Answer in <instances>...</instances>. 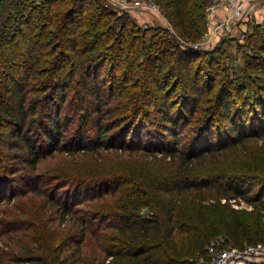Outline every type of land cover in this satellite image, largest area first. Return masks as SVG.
Segmentation results:
<instances>
[{
  "label": "trees",
  "instance_id": "trees-1",
  "mask_svg": "<svg viewBox=\"0 0 264 264\" xmlns=\"http://www.w3.org/2000/svg\"><path fill=\"white\" fill-rule=\"evenodd\" d=\"M155 1L180 37L207 32V0ZM238 44L230 65L103 0H0V264H87L90 243L100 264H199L264 240V22Z\"/></svg>",
  "mask_w": 264,
  "mask_h": 264
},
{
  "label": "built area",
  "instance_id": "built-area-1",
  "mask_svg": "<svg viewBox=\"0 0 264 264\" xmlns=\"http://www.w3.org/2000/svg\"><path fill=\"white\" fill-rule=\"evenodd\" d=\"M264 0H207L206 14L208 31L197 42L180 37L165 16L164 27L171 36H176L183 49H206L213 37L222 35L235 40L240 37L246 41L255 22L252 12L255 2ZM106 7L118 13L160 12V6L154 0H103ZM132 14V15H133ZM146 26V25H145ZM239 40V38H237ZM211 257L201 258L199 264H264V240L243 247L229 245L218 248L216 242L210 246ZM110 262V259L107 260Z\"/></svg>",
  "mask_w": 264,
  "mask_h": 264
},
{
  "label": "rangeland",
  "instance_id": "rangeland-1",
  "mask_svg": "<svg viewBox=\"0 0 264 264\" xmlns=\"http://www.w3.org/2000/svg\"><path fill=\"white\" fill-rule=\"evenodd\" d=\"M155 2L160 6V12L161 13L156 12V11L143 12V13L142 12H137L135 14L132 13L133 15L131 14V16L137 22H140V23H142V24H144V25H146V26H148L150 28H152V27L156 28L158 26L164 27L163 25L167 21L166 18H165V12L163 11V8L159 4V2H157V1H155ZM255 3H256L255 6L252 5L253 6L252 12H253V15H254L255 22H252V23H257V22H261L262 23V22H264V1L255 2ZM154 33H156V31L155 32L151 31L150 35H152ZM169 36L172 37L170 35V32H169ZM174 37H176V36H174ZM213 38L214 39L211 40L208 45H206L207 46L206 49L214 48L215 46H218V45L224 46V49L228 53L227 54V56H228V64L231 65L234 62H237V63H240V64L243 63L244 53H243V50L239 47L240 45L238 44V42L241 43L242 45H244L245 44V40L242 41L240 39V37H236L235 40L226 38L225 43L218 44V42L221 39H223L224 37L222 35L221 36L218 35L217 37L215 36ZM237 38H239V40ZM257 150H258V148H257ZM256 155H257L258 160L264 164V148H262L261 150H258ZM107 159H109V158H107ZM84 160L85 161H79L78 162V166L79 167L85 169V168H88V167L94 165V161H93L92 158H88V159H84ZM60 164L61 165L63 164V160H61V162H60V161H58V159H54V160H48L45 165H46V167L48 169H53V167H56L57 165H60ZM17 185L19 186V184H17ZM244 208H246L247 210H250V207L244 206ZM1 212L2 211H0V217L3 216V214ZM0 245H1V243H0ZM95 252H97V247L95 246V244L90 243L88 245L87 251H86V259H87L86 261L88 262L87 264H100L102 262V261L100 262L102 257L99 260V262L95 260V257H94Z\"/></svg>",
  "mask_w": 264,
  "mask_h": 264
}]
</instances>
